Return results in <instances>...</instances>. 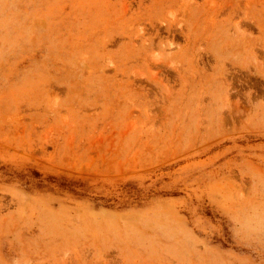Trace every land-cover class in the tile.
Masks as SVG:
<instances>
[{"label":"rangeland","instance_id":"rangeland-1","mask_svg":"<svg viewBox=\"0 0 264 264\" xmlns=\"http://www.w3.org/2000/svg\"><path fill=\"white\" fill-rule=\"evenodd\" d=\"M0 264H264V0H0Z\"/></svg>","mask_w":264,"mask_h":264}]
</instances>
